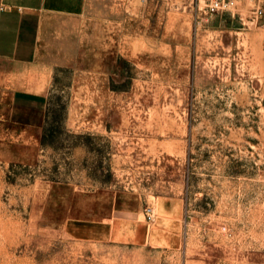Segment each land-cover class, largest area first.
<instances>
[{
  "label": "rangeland",
  "instance_id": "obj_1",
  "mask_svg": "<svg viewBox=\"0 0 264 264\" xmlns=\"http://www.w3.org/2000/svg\"><path fill=\"white\" fill-rule=\"evenodd\" d=\"M181 3L87 0L39 128L0 94V264H264V15Z\"/></svg>",
  "mask_w": 264,
  "mask_h": 264
},
{
  "label": "crops",
  "instance_id": "obj_2",
  "mask_svg": "<svg viewBox=\"0 0 264 264\" xmlns=\"http://www.w3.org/2000/svg\"><path fill=\"white\" fill-rule=\"evenodd\" d=\"M86 9L87 0H0V94L13 124H44L54 72L65 63L58 47L69 46V24L76 20L78 31ZM91 194L93 206L101 198Z\"/></svg>",
  "mask_w": 264,
  "mask_h": 264
},
{
  "label": "built area",
  "instance_id": "obj_3",
  "mask_svg": "<svg viewBox=\"0 0 264 264\" xmlns=\"http://www.w3.org/2000/svg\"><path fill=\"white\" fill-rule=\"evenodd\" d=\"M236 1L250 3L257 18L264 15V0H182L181 6L191 7L196 15H211L227 12L231 4ZM147 212H150V209H147Z\"/></svg>",
  "mask_w": 264,
  "mask_h": 264
}]
</instances>
